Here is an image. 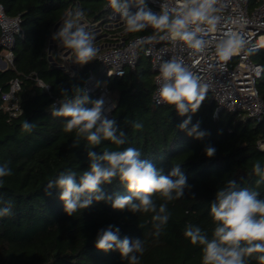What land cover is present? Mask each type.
<instances>
[{
	"label": "trees",
	"instance_id": "obj_1",
	"mask_svg": "<svg viewBox=\"0 0 264 264\" xmlns=\"http://www.w3.org/2000/svg\"><path fill=\"white\" fill-rule=\"evenodd\" d=\"M0 2L9 16L20 17L22 27L13 63L0 70V105L11 80L19 78L22 108V113L12 119L0 109V165L8 163L13 173L0 183V208L12 202V214L0 216V264H127L118 250L104 252L95 247L97 232L109 225L120 229L121 239L143 241L140 264H201L200 246L192 245L183 233L186 225L193 224L211 235L214 224L209 205L218 187L235 179L241 187L255 189L264 198V184L256 185L259 177L253 172L256 161L264 167V150L258 146L264 135V119L243 120L239 112L226 110L215 115L216 103L207 92L200 108L183 116L174 106L155 103L156 74L143 51L135 68H129L123 76L106 77L97 58L67 69L61 45L53 39L64 16L80 8L86 13L84 20L106 26L112 14L108 0ZM259 3L250 0L253 7ZM145 33H152V29L125 32L122 37ZM252 59L264 65V47L252 54ZM91 73L109 87L116 102L110 119L116 120L126 136L120 150L137 148L142 158L163 174L179 165L187 176L191 187L181 199L169 203L171 217L159 236L155 235L151 214L115 210L110 203L93 201L88 208L69 216L59 199L61 190L47 189V183L61 172L72 169L79 175L89 167L86 142L70 147L74 133L64 132L63 118L52 115V111L73 95L74 88L85 90ZM257 85L264 97V74ZM88 95L90 100L97 99L94 93ZM189 116V129L199 122L200 130L207 133L202 139L179 128ZM25 120L36 125L31 133L22 130ZM136 122L143 125L142 129L133 127ZM208 146L216 149L212 157L206 155ZM106 149L117 150V146L105 141L92 150L102 154ZM102 188L107 193L130 195L118 180ZM154 198L162 202L158 195ZM250 264L259 262L251 260Z\"/></svg>",
	"mask_w": 264,
	"mask_h": 264
},
{
	"label": "clouds",
	"instance_id": "obj_2",
	"mask_svg": "<svg viewBox=\"0 0 264 264\" xmlns=\"http://www.w3.org/2000/svg\"><path fill=\"white\" fill-rule=\"evenodd\" d=\"M108 5L121 17L126 33L152 29L150 35L140 38L141 42L179 41L195 54L206 53L208 35L215 33L223 20L221 0H161L159 12H153L146 0H108ZM133 5L135 11L131 10ZM85 15L80 8L69 10L53 35L54 40L71 50L74 63L79 65L95 60L99 53L95 33L82 24ZM243 29L244 24L236 21L214 37L215 56L224 71L233 56L242 51L246 55L257 51L255 47H248ZM254 71L260 77L264 74V65H257ZM158 84L157 103L174 106L181 116L195 113L206 97L207 85L183 59L176 57L161 61ZM103 110L104 101L90 100L88 93L80 87L74 88L73 95L64 99L59 109L53 107L52 115L63 118L64 132L74 133L70 147L76 148L82 141L86 142L89 167L79 175L72 169L61 172L47 183V189L61 190L59 199L69 216L88 208L93 201L110 203L115 210L151 214L155 235L159 236L171 217L169 203L181 199L185 190L191 187L187 176L179 165L173 166L167 175L163 174L148 159L142 158L137 148L120 150L119 146L126 143L125 133L115 119L103 115ZM190 123L191 116L179 128L187 130V135L196 139L207 135L200 130L199 122L189 129ZM21 127L24 132L31 133L36 125L25 120ZM133 127L139 130L143 125L136 122ZM105 141L117 146V150L106 149L102 154L92 150ZM205 152L212 157L216 149L208 146ZM253 172L259 177L256 185L264 184V167L260 161L253 165ZM12 174L8 163L0 165V183ZM117 180L130 195L103 190L102 185ZM157 195L161 203L154 198ZM209 212L214 224L211 235L193 224L186 225L183 233L192 245L200 246L201 264H250L251 260L264 264V198H260L257 190L241 187L235 179H230L218 187ZM11 214L12 202L8 201L7 206L0 208V216ZM119 231L112 225L100 229L95 247L104 252L118 250L127 264H140V256L145 250L143 241L121 239Z\"/></svg>",
	"mask_w": 264,
	"mask_h": 264
},
{
	"label": "built area",
	"instance_id": "obj_3",
	"mask_svg": "<svg viewBox=\"0 0 264 264\" xmlns=\"http://www.w3.org/2000/svg\"><path fill=\"white\" fill-rule=\"evenodd\" d=\"M161 0H146L149 8L160 11ZM174 2V0H173ZM223 17L221 26L215 33L207 37L209 47L204 54H195L179 41L141 42V37L151 33L134 36L129 39H121L110 47L100 51L96 57L103 74L106 77L123 76L129 68H135L141 51L150 58L152 69L156 74L153 100L157 103L159 88V65L162 60L171 57L183 59L207 85V93L216 103L215 115L221 111L239 112L243 120L252 118L258 122L264 119V97L258 89V80L255 75V67L261 65L252 59V55H246L242 51L233 56L226 65V71L219 66L220 62L215 56L214 37L219 36L227 27L233 26L239 21L244 24V32L248 40V47L258 50L264 47V0L252 9L250 0H221ZM109 7V5L107 6ZM135 11V5L131 7ZM119 16L112 10L111 16ZM86 21V20H85ZM123 22V21H122ZM84 23V22H83ZM84 24L94 27L86 21ZM22 34L21 19L19 16H9L3 3L0 2V68H7L15 58L14 47L17 37ZM21 90V80L14 78L10 82L8 91L3 93V102L0 109L7 112L9 119L22 113L18 92ZM88 93L97 95V99L104 101L103 115L110 119L116 102L112 97L109 87L100 83L96 74L91 73L85 84ZM96 99V100H97ZM158 104V103H157ZM163 104V103H160ZM260 149L264 150V135L258 142Z\"/></svg>",
	"mask_w": 264,
	"mask_h": 264
},
{
	"label": "rangeland",
	"instance_id": "obj_4",
	"mask_svg": "<svg viewBox=\"0 0 264 264\" xmlns=\"http://www.w3.org/2000/svg\"><path fill=\"white\" fill-rule=\"evenodd\" d=\"M253 8L254 7L252 6V9ZM153 11H155V10H153ZM121 20L122 19H121L120 16H115V15L113 17L111 16V19L108 22L110 24L112 23L111 25H107V26H104V27H98V24H95L96 27H97L96 29L95 28L93 29L91 26L86 25L83 22H82V24L87 29H89V30H91L92 32L95 33V35H96L95 44H96V46L98 47V49L100 51V50H102V48H104V46H107L109 44H113L116 41L115 39H116L117 36H109L107 34L108 33H112L113 34L114 32L116 33V30L120 29L118 26L121 25L120 24L122 22ZM104 39H106V40H104ZM61 47L63 48V46H61ZM68 51H69V55H71V58H72V54H71V50L70 49H67V48L64 47L62 53L64 54L65 52H68ZM66 68L69 69V66L66 65Z\"/></svg>",
	"mask_w": 264,
	"mask_h": 264
},
{
	"label": "crops",
	"instance_id": "obj_5",
	"mask_svg": "<svg viewBox=\"0 0 264 264\" xmlns=\"http://www.w3.org/2000/svg\"><path fill=\"white\" fill-rule=\"evenodd\" d=\"M110 19H111V15H110ZM113 19V18H112ZM122 21V20H121ZM82 22H86L85 20H83ZM112 24V23H111ZM110 23H108V24H106V26L107 25H111ZM121 25H119L118 27L120 28V29H122V28H124V26H123V22H121L120 23ZM117 25V24H116ZM98 27H104V26H99L98 25ZM93 29L95 28H97L96 27V25H94V27H92ZM118 28V29H119ZM118 32V33H117ZM125 33V31L123 30V31H119V30H116V33L114 32L113 34L112 33H108L107 35H109V36H117L116 37V41L114 42V43H117V42H119L121 39H126L125 37H122V35ZM118 38H119V40H118ZM104 40H106V39H104ZM113 43V44H114ZM58 45H61L60 44V42L58 41ZM112 44H109V45H107V46H104V48H102V50H104V49H106V48H108V47H110ZM62 46V45H61ZM64 48V47H63ZM63 48L62 47H60V51H61V53H62V51H63ZM102 50H100V51H102ZM99 51V52H100ZM72 54V53H71ZM69 51L68 52H65L64 54L62 53V57L65 59V63H66V65H68L69 66V68H72V69H76L77 68V64L76 63H74V59L73 58H71V55H69ZM1 62V61H0Z\"/></svg>",
	"mask_w": 264,
	"mask_h": 264
},
{
	"label": "water",
	"instance_id": "obj_6",
	"mask_svg": "<svg viewBox=\"0 0 264 264\" xmlns=\"http://www.w3.org/2000/svg\"><path fill=\"white\" fill-rule=\"evenodd\" d=\"M50 42H52V40ZM51 48H52V45L49 46V50H51ZM50 58H51V56H50ZM0 70H5V68H0Z\"/></svg>",
	"mask_w": 264,
	"mask_h": 264
}]
</instances>
